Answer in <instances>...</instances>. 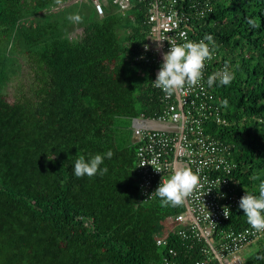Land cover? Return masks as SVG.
Here are the masks:
<instances>
[{
    "label": "trees",
    "instance_id": "1",
    "mask_svg": "<svg viewBox=\"0 0 264 264\" xmlns=\"http://www.w3.org/2000/svg\"><path fill=\"white\" fill-rule=\"evenodd\" d=\"M70 1L0 0V264H163L156 239L184 206H162L158 197L140 202L137 143L126 125L162 108L153 68L137 60L149 31L144 7L134 1L127 14L79 13L75 25L90 30L74 42L65 33L73 21L52 10ZM214 9L205 36H213L235 78L213 85L229 125L211 133L233 146L240 196L258 194L264 0H218ZM16 56L34 72L35 85L30 96L9 103L4 89ZM108 150L114 155L103 177L74 176L79 155ZM248 225L238 206L226 228ZM258 243L244 264H264V238Z\"/></svg>",
    "mask_w": 264,
    "mask_h": 264
},
{
    "label": "built area",
    "instance_id": "2",
    "mask_svg": "<svg viewBox=\"0 0 264 264\" xmlns=\"http://www.w3.org/2000/svg\"><path fill=\"white\" fill-rule=\"evenodd\" d=\"M134 1L144 7L149 28L137 60L153 68L155 81L170 45L198 42L205 37V28L213 27L207 19L218 0H90L100 17L114 7L127 14ZM222 55L214 48L200 82L171 96L152 83L161 94L160 113L133 120L140 202L157 198L145 202L174 168L200 170L199 185L184 199V210L171 218L167 233L156 239L157 246L165 249L163 264H244L245 246L264 238V230L256 231L251 225L226 228L241 196L238 165L231 158L233 146L211 133V127L229 125L213 86L207 85L208 76L224 68Z\"/></svg>",
    "mask_w": 264,
    "mask_h": 264
},
{
    "label": "clouds",
    "instance_id": "3",
    "mask_svg": "<svg viewBox=\"0 0 264 264\" xmlns=\"http://www.w3.org/2000/svg\"><path fill=\"white\" fill-rule=\"evenodd\" d=\"M80 19L78 14L69 17L70 21L75 22H79ZM247 23L253 28L259 27L257 20L254 18H249ZM214 48L212 35H206L198 42L185 40L183 43L170 45L169 50L163 55V62L159 67L155 81H153L154 86L166 96H171L186 85H197L203 76L205 62L212 59ZM234 78V72L230 70L228 65H225L223 69L208 76L207 85L209 87L214 84L228 86ZM222 103L227 106V99ZM113 155L112 150L94 155H79L72 166L74 176L77 178L85 176L89 178L103 177L108 172L104 162L106 159H112ZM199 172V169L193 171L190 167L174 168L171 175L159 183L145 202L155 196L160 199L162 206L182 204L184 199L198 187L200 182ZM256 179H259V177H256ZM238 206L239 209L243 210L247 223L253 229L256 231L264 230V180L259 184L258 194L245 191V194L239 200Z\"/></svg>",
    "mask_w": 264,
    "mask_h": 264
},
{
    "label": "rangeland",
    "instance_id": "4",
    "mask_svg": "<svg viewBox=\"0 0 264 264\" xmlns=\"http://www.w3.org/2000/svg\"><path fill=\"white\" fill-rule=\"evenodd\" d=\"M72 1V0H71ZM68 4V3H66ZM63 4L64 8L60 10L58 7L53 8L52 10H57L62 12V14L69 17L70 15H77L82 13L83 16L88 13H93V9L89 6L88 1L81 3L79 8L78 4L66 5ZM60 7V6H59ZM115 8V7H114ZM118 9L115 8L114 11ZM81 14V15H82ZM81 18V16H80ZM82 20V18L80 19ZM89 27L86 24H79L77 26H72L71 28L65 29V33L68 34V37L71 41L82 42L86 37V33L89 31ZM222 53V52H221ZM223 54V53H222ZM14 73H11V79L8 82L7 87L4 89L6 99L9 103H14L17 100H23L30 96L35 85V74L24 60L23 56H16V64L13 66ZM126 125L129 128L130 139L134 137L133 133V120L126 121ZM259 248V243L254 242L246 247L242 252L244 260L255 253Z\"/></svg>",
    "mask_w": 264,
    "mask_h": 264
},
{
    "label": "crops",
    "instance_id": "5",
    "mask_svg": "<svg viewBox=\"0 0 264 264\" xmlns=\"http://www.w3.org/2000/svg\"><path fill=\"white\" fill-rule=\"evenodd\" d=\"M88 1V4H89V6L92 8V5H91V2H90V0H72V1H70V2H68V4H66V5H71V4H78L79 6H81V3H84V2H87ZM64 8V6L63 5H61L60 6V8L59 9H63ZM59 9H57V10H59ZM93 9V8H92ZM56 9L54 10L55 12H56V16L58 17H62V15H64V14H62V12L61 11H57ZM71 16V15H70ZM69 16V17H70ZM69 19V18H68ZM70 21V20H69ZM73 24H74V26H76L75 25V21H73ZM68 28H71V22H70V24H69V26H67ZM67 27H66V29H67ZM157 127L158 128H163V126L162 125H157ZM133 142H137V138L134 136L133 137ZM252 243H254V242H252ZM258 243V242H257ZM251 244V243H250ZM250 244H248V245H250ZM247 245V246H248ZM247 246H245V248L243 249V250H245L246 249V247ZM243 252V251H242Z\"/></svg>",
    "mask_w": 264,
    "mask_h": 264
}]
</instances>
